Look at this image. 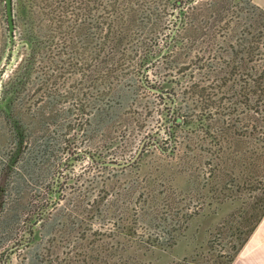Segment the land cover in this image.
<instances>
[{"label": "rangeland", "instance_id": "obj_1", "mask_svg": "<svg viewBox=\"0 0 264 264\" xmlns=\"http://www.w3.org/2000/svg\"><path fill=\"white\" fill-rule=\"evenodd\" d=\"M253 4L14 0L11 35L0 0V264L238 259L264 146L224 79Z\"/></svg>", "mask_w": 264, "mask_h": 264}, {"label": "trees", "instance_id": "obj_2", "mask_svg": "<svg viewBox=\"0 0 264 264\" xmlns=\"http://www.w3.org/2000/svg\"><path fill=\"white\" fill-rule=\"evenodd\" d=\"M252 6L254 11L258 13H256V17H250L252 21L243 31L242 39L240 38L235 45L234 43L231 44L230 69L226 74L228 76L224 79V85H227L232 109L237 110V106L242 105L247 117L257 119L256 125H253L252 128L258 130L262 135L264 146V10L257 7L255 3ZM234 126L231 127L235 128ZM232 128H228L227 131ZM248 128L249 130L252 129ZM194 236L196 242L197 240L199 242L198 236L196 234ZM246 240L236 248V252L226 264L233 263L240 247L244 245ZM173 246L170 244H153L151 249L166 253ZM187 258L170 264H194Z\"/></svg>", "mask_w": 264, "mask_h": 264}, {"label": "crops", "instance_id": "obj_3", "mask_svg": "<svg viewBox=\"0 0 264 264\" xmlns=\"http://www.w3.org/2000/svg\"><path fill=\"white\" fill-rule=\"evenodd\" d=\"M264 10V0H254ZM232 264H264V219L257 227L244 252Z\"/></svg>", "mask_w": 264, "mask_h": 264}, {"label": "water", "instance_id": "obj_4", "mask_svg": "<svg viewBox=\"0 0 264 264\" xmlns=\"http://www.w3.org/2000/svg\"><path fill=\"white\" fill-rule=\"evenodd\" d=\"M5 9L9 32L12 35L15 31L14 0H5Z\"/></svg>", "mask_w": 264, "mask_h": 264}]
</instances>
